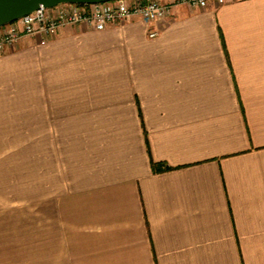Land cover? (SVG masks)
<instances>
[{
	"label": "crops",
	"instance_id": "1",
	"mask_svg": "<svg viewBox=\"0 0 264 264\" xmlns=\"http://www.w3.org/2000/svg\"><path fill=\"white\" fill-rule=\"evenodd\" d=\"M42 40L0 54V264H264V0Z\"/></svg>",
	"mask_w": 264,
	"mask_h": 264
},
{
	"label": "built area",
	"instance_id": "2",
	"mask_svg": "<svg viewBox=\"0 0 264 264\" xmlns=\"http://www.w3.org/2000/svg\"><path fill=\"white\" fill-rule=\"evenodd\" d=\"M232 0H111L90 4L62 3L40 7L20 19L0 26V53L15 46L23 37L42 35V43L65 26L86 23L104 30L123 21L139 19L153 22L168 17L177 5L205 8L209 4H224ZM151 37L157 36L152 31Z\"/></svg>",
	"mask_w": 264,
	"mask_h": 264
},
{
	"label": "water",
	"instance_id": "3",
	"mask_svg": "<svg viewBox=\"0 0 264 264\" xmlns=\"http://www.w3.org/2000/svg\"><path fill=\"white\" fill-rule=\"evenodd\" d=\"M111 0H0V26L14 22L40 7H54L62 3L90 4Z\"/></svg>",
	"mask_w": 264,
	"mask_h": 264
},
{
	"label": "rangeland",
	"instance_id": "4",
	"mask_svg": "<svg viewBox=\"0 0 264 264\" xmlns=\"http://www.w3.org/2000/svg\"><path fill=\"white\" fill-rule=\"evenodd\" d=\"M55 35V34H54ZM54 35H52V36H54ZM52 36H50V37H52ZM49 38V37H48ZM48 38H47V41H48ZM6 51V50H5ZM5 51L4 52H2V53H0V54H4L5 53Z\"/></svg>",
	"mask_w": 264,
	"mask_h": 264
},
{
	"label": "trees",
	"instance_id": "5",
	"mask_svg": "<svg viewBox=\"0 0 264 264\" xmlns=\"http://www.w3.org/2000/svg\"><path fill=\"white\" fill-rule=\"evenodd\" d=\"M153 166H154V168H156V167H157V164H154V163H153ZM166 168H167V167H166Z\"/></svg>",
	"mask_w": 264,
	"mask_h": 264
}]
</instances>
